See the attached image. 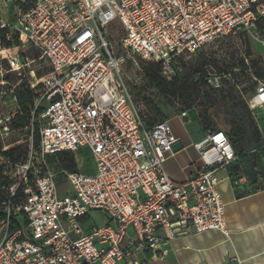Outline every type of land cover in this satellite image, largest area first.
Here are the masks:
<instances>
[{
  "label": "built area",
  "instance_id": "built-area-1",
  "mask_svg": "<svg viewBox=\"0 0 264 264\" xmlns=\"http://www.w3.org/2000/svg\"><path fill=\"white\" fill-rule=\"evenodd\" d=\"M262 20L264 0H0V264H150L148 254L159 258L161 245L179 236L227 235L217 174L238 160L227 135L210 131L196 143L195 176L175 183L165 163L181 139L169 120L150 127L140 116L107 31L120 29L122 49L159 63L170 81L182 56L246 40ZM41 65L49 68L42 81ZM23 74L31 89L42 86L33 112L42 108V127L19 162L6 154L20 114L8 86ZM229 77L210 72L206 81L220 90ZM254 80L253 113L264 111V79ZM258 150L264 143L251 153ZM85 152L90 172L78 157ZM61 153L76 154V170L51 165ZM100 211L109 219L96 228L91 214Z\"/></svg>",
  "mask_w": 264,
  "mask_h": 264
},
{
  "label": "rangeland",
  "instance_id": "rangeland-1",
  "mask_svg": "<svg viewBox=\"0 0 264 264\" xmlns=\"http://www.w3.org/2000/svg\"><path fill=\"white\" fill-rule=\"evenodd\" d=\"M263 22L257 26V29L246 40H218L204 48L201 53L184 55L179 58L177 64L178 78H182L181 83L185 80V77L188 79L186 87L188 86L189 88L184 92L178 90V88L175 90L168 87L165 90H161L152 85L148 81L145 71L147 68H156V64L143 61L138 56L122 49L120 40L124 33L116 26H111L107 33L114 57L120 61L121 78L129 89L140 116L145 123L146 121L169 120L173 133L181 139L182 144L185 146L187 142H193L194 144L200 142L205 137V134L210 131L218 130L228 134L231 129V122L237 121V118H235L237 112L238 115L248 112L250 118L261 132V136H264V111L257 110L252 113L246 105L247 100L251 96L250 89L256 83L254 80L255 72L257 70L264 72ZM22 52L31 56L36 55L30 49H25ZM211 62H218L222 72H225V68L231 72L233 80L229 83L234 86L233 91L238 96L235 103H239V108H231L234 104L233 101L222 100L216 93H210L209 88L203 83L201 76L204 72H218V69L212 68ZM243 62L244 66L242 65ZM36 71L39 80L42 81L48 75L49 68L46 65H41L36 68ZM29 78L30 76H26V74L22 76L13 75L9 79L8 88L15 86L18 94L26 91V89L33 90L28 86ZM181 83H179V86ZM186 87L184 86V88ZM166 89L170 91L168 92ZM38 92L39 90L35 93ZM187 92L191 98L190 104L197 111L199 118L196 121L185 123L179 116L183 112H187ZM5 99L8 102V110L16 109L15 104L10 100L9 92ZM207 99H212L214 102ZM37 103L38 101L36 100L35 107ZM19 109V111H22L20 107ZM0 111H2L1 105ZM28 121L29 125L27 127L14 131L7 142V146L19 145L24 148L27 147L30 138L36 135L35 131L37 128L40 129L42 127L41 120L36 117L33 118V114ZM33 125L35 126L33 127ZM181 152H185L187 155L186 150H182L178 154ZM189 152L194 153L196 151L191 148ZM78 157L84 163V166L90 163V156L87 153L78 155ZM251 162L254 164V160H251ZM255 165L257 171L261 170L262 166L264 170V165L258 162H255ZM66 187L61 186L60 190H64ZM262 187H264V173L262 177L257 179L256 184L249 187L248 191H255ZM91 217L90 224H93L96 228L106 225L109 219V216L103 211L93 212Z\"/></svg>",
  "mask_w": 264,
  "mask_h": 264
},
{
  "label": "crops",
  "instance_id": "crops-1",
  "mask_svg": "<svg viewBox=\"0 0 264 264\" xmlns=\"http://www.w3.org/2000/svg\"><path fill=\"white\" fill-rule=\"evenodd\" d=\"M195 144H182L187 155L176 153L165 163L167 174L177 184L193 178L200 166ZM191 148L196 152H189ZM217 179L228 234L207 232L179 236L161 245L159 258L148 254L150 264H264V190L238 198L228 167L219 170ZM245 189L239 188L241 192Z\"/></svg>",
  "mask_w": 264,
  "mask_h": 264
},
{
  "label": "trees",
  "instance_id": "trees-1",
  "mask_svg": "<svg viewBox=\"0 0 264 264\" xmlns=\"http://www.w3.org/2000/svg\"><path fill=\"white\" fill-rule=\"evenodd\" d=\"M263 21L264 20L259 22L258 25H260ZM227 39H230V38H227ZM211 63H212V68L218 69V72H217L218 74L223 73L225 75H230V77L223 79L222 88L220 90H214L207 84L206 79L209 76L210 72H207V73L204 72L202 74L201 79L203 80V83L205 84V86L209 88V90L211 91L210 93H213V94L216 93L218 96L221 97L222 100L233 101L234 104L231 108L233 109L239 108V103H235L238 96H236L233 91L234 86H231V84L229 83L231 80H233L231 72H229L227 68L224 69L225 72H222L220 70L218 62H211ZM154 64H156V68L154 69L147 68L145 71L146 77L152 85H154L155 87H158L161 90H165L166 87H168L169 89H175V90L176 88H178V90L182 92H184L185 90H188L189 87L188 86L186 87V84L188 82L187 77H185V80H183V82L181 83L182 78L181 79L178 78V73H177L176 76L172 80L168 81L162 75L161 65L159 63H154ZM177 64H176V72H177ZM242 65L243 66L245 65L244 62L242 63ZM255 73H256V76L254 78L263 79L264 77L263 71L257 70ZM179 83H181L180 86H179ZM184 86L186 88H184ZM255 86H256V83H254V87L250 89L251 93L254 91ZM41 87L42 86L38 87L36 90L26 89V91L20 92L19 94L17 92L18 106L21 108L22 111L19 112L20 114H18L15 117L12 123V129L14 131L17 129H24L25 127L29 125L28 119L32 117V114L35 110V105H36L35 101L36 100L38 101L42 94ZM169 89H166V91L169 92L170 91ZM38 90L39 92L35 93ZM207 100H212V99H207ZM190 101H191V98L187 92V111L194 109L192 108V104H190ZM212 101L214 102V100ZM41 112H42V108L39 107L36 110L34 117L38 118ZM235 118H237V121L234 120L233 122H231V129L226 135L231 143L232 148L234 149L236 155L238 156V160L236 161V163L228 166V172L233 182L240 176L247 179L248 185L245 186L246 189L244 190V192H241L239 190L240 187H235L236 192H237V197L243 198L252 193H257V192L264 190V187H262L261 189H257L255 191H251V192L248 191L249 187H252L254 184H256L257 179L259 177H262V174L264 173V170L262 168L263 166L261 167V170L259 171L255 169L256 168L255 162H258L264 165V162H263L264 151L258 150L256 151V153H251L253 150H256L262 146V144L264 143V136H261V132L258 130L257 126L254 124V121L250 118L248 112L242 115H238V112H237V114H235ZM163 121H168V120L162 119V120H157V121H152V122L146 121V124L151 127ZM34 126L35 125H33V127ZM38 129L39 128H37V130L35 131L36 135L33 136L35 145H38L39 138H40V129H39V132H38ZM214 131H218V130H214ZM1 148H2V144L0 141V150ZM27 152H28V145L25 148L18 145L10 149L8 152H6V154H8L15 161L20 162V161H24V159L27 156ZM89 159H90V163L85 164L84 170H83L84 172H90L89 167L92 165V160L91 158ZM251 160H254V164L251 162ZM49 161L54 168L65 167L69 170L77 169L76 154L74 153H61L58 156H54L50 158Z\"/></svg>",
  "mask_w": 264,
  "mask_h": 264
},
{
  "label": "water",
  "instance_id": "water-1",
  "mask_svg": "<svg viewBox=\"0 0 264 264\" xmlns=\"http://www.w3.org/2000/svg\"><path fill=\"white\" fill-rule=\"evenodd\" d=\"M198 118L199 116L197 114V111L193 109L188 112V117L183 119V121L185 123H188L190 121H196ZM173 150L175 153H178L183 150V145L181 143H178L177 145L174 146Z\"/></svg>",
  "mask_w": 264,
  "mask_h": 264
}]
</instances>
